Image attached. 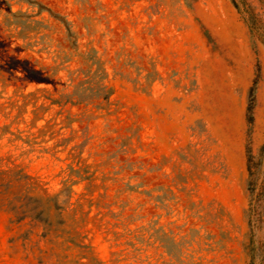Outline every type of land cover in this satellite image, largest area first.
I'll use <instances>...</instances> for the list:
<instances>
[{
  "label": "rangeland",
  "instance_id": "374dc122",
  "mask_svg": "<svg viewBox=\"0 0 264 264\" xmlns=\"http://www.w3.org/2000/svg\"><path fill=\"white\" fill-rule=\"evenodd\" d=\"M235 2L0 0V126L31 141L7 134L0 157L53 201L0 209V264H58L48 228L83 246L66 264H264V0ZM82 52L113 89L103 109L51 103Z\"/></svg>",
  "mask_w": 264,
  "mask_h": 264
},
{
  "label": "trees",
  "instance_id": "16d2710c",
  "mask_svg": "<svg viewBox=\"0 0 264 264\" xmlns=\"http://www.w3.org/2000/svg\"><path fill=\"white\" fill-rule=\"evenodd\" d=\"M232 3L235 7L238 8L235 0H232ZM59 19L67 30V35L71 40V44L75 49H78V38L75 36V33L71 30L70 24L59 17ZM90 52H82L78 53L80 57V61L86 68H76L68 71V80L70 81V85L72 86V90L69 94L59 95L58 99H51V103L61 104V103H70L71 105H89L92 104L97 109H103L105 105L110 102V98L113 94L112 87H109L106 84V77L104 69L99 65V61H96L93 55L89 54ZM96 65V68L93 70V66ZM23 70L26 71V76L30 80L36 81H44L43 77H41V73L39 70L23 67ZM257 80L253 81V85L250 88L249 100L247 106V121L251 126L254 120L253 116V107L255 102V89H256ZM7 134L12 135L10 141H23L28 144L31 142L29 139H23L21 131L14 133L9 129L8 126H0V140L4 138ZM247 152L250 153V146H247ZM41 192V186L39 184L31 183L29 181V176L24 173L21 169L17 168V166H9L3 163V158L0 157V209H6L9 212L13 213L17 220L20 221L27 216H31L35 218L39 215L40 212L45 210V204H48L52 201L50 196H46V193ZM70 201V198L68 199ZM32 206L28 207L30 204ZM70 203V202H69ZM44 204V205H43ZM51 204V203H50ZM50 207L52 206L49 205ZM39 208H41L39 210ZM34 212V213H33ZM30 214V215H28ZM62 233H68L66 231H62ZM148 228L142 227L138 229L136 234L133 235V239L135 240L134 245L138 244L140 247L135 248L137 252H140L142 246L148 245ZM43 236L50 237L49 242L53 244L50 249L49 256L56 257V263L58 264H66L61 261V255L59 250L64 249H72L73 247L68 245L72 243L74 247L83 248L82 245L72 241L68 237L64 235H60L54 233L53 229L48 228ZM58 239H62L59 240ZM66 245V246H65ZM65 246V248H64ZM168 254H171L167 250ZM182 254V252H181ZM81 258H87V262L80 261ZM98 262L88 256L79 255L77 260L71 261L70 264H97Z\"/></svg>",
  "mask_w": 264,
  "mask_h": 264
}]
</instances>
